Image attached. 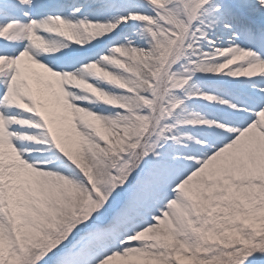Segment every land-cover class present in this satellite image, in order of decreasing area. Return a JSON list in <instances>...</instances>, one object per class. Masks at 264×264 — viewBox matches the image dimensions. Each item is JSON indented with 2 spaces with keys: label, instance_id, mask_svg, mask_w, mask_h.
Masks as SVG:
<instances>
[{
  "label": "snow or ice",
  "instance_id": "6c2138e0",
  "mask_svg": "<svg viewBox=\"0 0 264 264\" xmlns=\"http://www.w3.org/2000/svg\"><path fill=\"white\" fill-rule=\"evenodd\" d=\"M0 264H264V0H0Z\"/></svg>",
  "mask_w": 264,
  "mask_h": 264
}]
</instances>
